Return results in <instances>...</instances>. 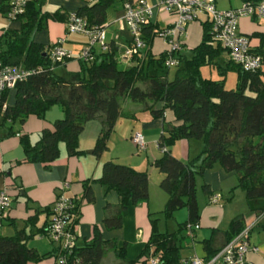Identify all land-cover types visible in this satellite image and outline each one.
Instances as JSON below:
<instances>
[{"label": "trees", "instance_id": "1", "mask_svg": "<svg viewBox=\"0 0 264 264\" xmlns=\"http://www.w3.org/2000/svg\"><path fill=\"white\" fill-rule=\"evenodd\" d=\"M83 1L85 3L74 12L83 17L88 25H104L109 7L115 4V0ZM120 1L123 4L127 0ZM43 5L44 0H30L25 11L11 19L18 20L20 27L7 28L0 33L3 61L35 70L13 88L0 91V128L5 126L8 134L14 135V122L22 124L31 114L42 118L51 106L58 105L63 116L56 119L51 128L39 131L34 142L27 134L19 137L24 161L48 167L59 157L60 143L64 144L68 155L89 153L98 157L107 148L114 125L123 115L122 102L127 99L139 102L152 116L163 118V131L157 140L161 154L151 162L162 173L159 185L167 193L161 212L166 219H170L177 209L185 207L187 210V218L173 232H160L157 219L148 213L150 236L135 260L126 259L125 245L117 248L114 240L104 239L97 225L94 226L92 238L82 246L75 244V234L70 264H74V260L78 261L77 264H103L102 259L108 251H113L119 258L117 264L137 261L148 264L152 257L159 260L158 264H187L189 258H182L180 250L184 238L189 235L187 225L198 224L200 217L196 175L203 174L215 164L227 172H234L237 186L245 192L249 209L260 216L257 222L260 221L264 216V205L259 202V199L264 200V81L261 70L264 62L254 71L243 70L230 59L221 65L217 58L226 50L212 35L211 22L205 18L200 19L201 38L191 48V55L183 53L182 43L179 49L171 52L177 63L173 77L169 78L167 73L170 66L165 64L167 51L157 56L151 52L152 41L163 28L150 20L142 28L145 46L129 58L131 65L118 67L116 53L119 46L111 42L105 51L94 47L92 59L76 57L77 69L62 76L54 69L70 58L51 63L48 58L49 45L36 42L33 35L44 29L50 20L66 24L70 13H63L60 9L44 10ZM8 8L9 0H0V12L6 14ZM246 36L249 39L252 36L259 38V44L251 46L252 51L264 56V33ZM127 45H130V39ZM207 64L216 66L222 78L204 77L201 67ZM228 69L235 70L237 75L234 88L225 87L224 75ZM159 70L166 73H158ZM10 93L13 99L8 101ZM166 111L172 112L175 124L165 121ZM90 120H99L100 129L93 147L83 150L79 148V138ZM180 139L201 140V152L186 160L174 156L170 147ZM94 180H98L107 190H115L120 199L112 213H108L103 220L107 229L122 226L129 204L148 201V171L145 169L107 160L102 164L99 177ZM88 182L89 179L84 183V195L92 200ZM202 189L204 193H209L206 182ZM73 200L74 226L78 222L79 204L75 198ZM51 209H47V236ZM37 217V213L29 217L26 224L32 226ZM244 227V216L239 214L221 232L222 241L219 244H216V236L212 232L202 240L206 255L201 259H211ZM30 237L25 229H16L12 235L0 234V264L39 262L47 256H53L55 260L58 249L49 237L54 244L53 250L43 254L28 245Z\"/></svg>", "mask_w": 264, "mask_h": 264}, {"label": "crops", "instance_id": "2", "mask_svg": "<svg viewBox=\"0 0 264 264\" xmlns=\"http://www.w3.org/2000/svg\"><path fill=\"white\" fill-rule=\"evenodd\" d=\"M145 1L152 7L153 14L150 19L152 22L157 23L160 28L171 24L174 17L163 10L159 5V0ZM241 2L239 0V4L233 3L222 9L239 6ZM84 3L83 0H44L43 9L48 11L60 9L63 13H71ZM122 14L123 4L122 1L118 0L110 12L111 19L107 16V21L104 24L108 45L113 42L121 50L129 41V33L121 21ZM5 15L3 14V16ZM200 19H205V17L201 16ZM262 20L243 17L238 22V31L244 35H251L256 32L264 33V24L260 23ZM197 21H199L198 25ZM200 21L195 20L187 24L186 32L181 37L183 47L187 42H190L189 39L194 37L196 31L199 32V38H201ZM0 22V33L7 28L18 29L20 27L18 20L9 19L8 23H5L0 17ZM81 36L68 34L65 22L50 20L44 29L33 35V39L45 46H50L59 38L64 37L65 41L62 45L74 52L78 44L80 51L86 41V38ZM156 38L154 37L152 41L151 52L157 54L153 50V45L157 43L161 47L159 52L166 51V42L161 37ZM199 40L196 43L193 41V47L199 43ZM66 42L70 43L66 44ZM258 44L259 38L252 36L250 45L256 47ZM120 57L124 59L122 54ZM72 58L60 65H67L69 71L77 69V61ZM226 59H229L227 53ZM261 70L262 79H264V64ZM126 105H132L129 104L128 99L122 102L123 115L117 119L114 125L107 148L98 157L89 153L78 156L68 155L65 146H63L60 147L59 157L48 167L41 163L24 161V152L19 141L20 135L27 134L30 141L34 142L39 131L43 128H51L53 122L63 116L60 107L51 106L42 118L31 115L26 117L19 129L14 128L16 131L14 135H9L8 130L0 131V189L6 190L11 200L10 207L5 211L0 222L1 235H12L16 229H25L31 235L28 239L29 246L34 247L38 253L51 252L54 244L51 243L46 234L49 221L47 209H51L56 196L63 194L75 198L79 204L78 222L74 225L75 244L77 246L84 245L92 238L94 226L97 225L100 227L104 239L114 240L117 248L125 245L126 259L135 260L140 255L150 236L149 218L153 217L152 213L161 212L167 200V193L159 185L162 173L151 164L161 154L160 149L158 152L154 150V146H157V140L163 131V118L152 116L149 111L142 108V105L127 110L125 109ZM93 121H96L97 124H93ZM165 121L170 124L176 123L171 111L165 112ZM88 129L90 132L87 134ZM99 129V120L88 121L80 134L79 148L83 150L92 148ZM136 132H140L144 137L145 154L134 153L136 146L131 137ZM201 150L202 141L199 139H180L170 147V152L174 156L184 160L195 157ZM107 160H114L131 165L136 169L148 171V201L129 204L122 220V226L117 229H107L103 220L118 205L119 196L115 190H107L98 180H94L99 177L102 164ZM203 175L205 182L209 185V193L203 192L204 197H200L198 200L200 212L198 228L193 230L192 236L188 235L184 238L182 243L180 254L182 258L186 259L194 256L204 258L206 252L202 240L208 238L213 232L216 236V244H219L222 241L221 232L227 229L234 216L243 214L245 226L253 223L258 217L255 211L249 209L245 196L241 198L242 194L239 190H235L234 193L237 194L239 200L244 199L243 202H246L248 209L239 201L236 206L230 202L222 201L223 197L230 200V197H227V188L231 189L237 185L234 172H227L219 164H215L206 169ZM87 179H89L88 184L93 195L92 200L84 195V183ZM66 182L68 186L63 185ZM215 194L220 196L219 201L211 203L210 196ZM36 213L38 217L35 223L28 226L26 220ZM148 213H151L150 217ZM263 225L264 216L252 226L249 243L256 250L250 249L246 253V264H264ZM107 255H112L114 258L111 264H117L120 261L113 251H108L104 257ZM27 264H55V260L53 256H47L39 262H28ZM132 264L144 263L137 261Z\"/></svg>", "mask_w": 264, "mask_h": 264}, {"label": "built area", "instance_id": "3", "mask_svg": "<svg viewBox=\"0 0 264 264\" xmlns=\"http://www.w3.org/2000/svg\"><path fill=\"white\" fill-rule=\"evenodd\" d=\"M30 0H9V8L6 15L9 19H15L25 11ZM159 5L174 17V20L159 33L166 44L168 56L165 60L167 66L176 65V59L171 52L181 47V37L186 32L189 22L200 20L201 16L211 22V33L221 46L226 50L229 59L239 65L243 70L254 71L261 67L264 56L252 51L250 39L238 31V22L241 17L254 19L264 18V0H245L239 6L218 9L216 0H159ZM152 7L145 0H127L123 3L121 21L129 33L130 45L123 48V57L129 59L133 54L144 48L145 41L142 38V28L152 17ZM66 32L78 33L86 37L78 57L92 59L94 47L101 51L108 49L105 25H88L87 21L75 12L69 14L66 22ZM64 37L53 42L48 49V58L51 63L63 62L72 57V52L62 44ZM35 70H27L20 66L6 64L1 58L0 49V91L11 89L18 81L25 79ZM138 150H144L146 143L143 135L136 132L131 137ZM68 186V183H64ZM219 195L210 196L211 203L219 201ZM10 197L6 190L0 189V222L5 211L10 207ZM74 200L72 197L60 194L56 196L52 209L48 228V237L57 247L56 264H70L72 246L75 239L73 226ZM260 216L250 225H246L238 234L227 242L211 259L204 261L194 256L187 260V264H246V253L256 250L251 247L248 239L252 226ZM192 228H198V224L187 225V232L192 236ZM77 260L73 263L77 264ZM155 257L149 258L148 264H158Z\"/></svg>", "mask_w": 264, "mask_h": 264}, {"label": "rangeland", "instance_id": "4", "mask_svg": "<svg viewBox=\"0 0 264 264\" xmlns=\"http://www.w3.org/2000/svg\"><path fill=\"white\" fill-rule=\"evenodd\" d=\"M117 1L118 0H115V3ZM233 3L239 4V0H217V6H218V8H221V9L222 8H227V7H229V5H232ZM113 8H114V5H112V6L109 7V11H108V15L107 16L110 15V12H112ZM0 17L2 18V20L5 23H8L9 18L6 15L3 16V13L0 12ZM108 18L111 19V16H109ZM241 18H243V17H241ZM260 23L261 24H264V18H263L262 22H260ZM198 24H199V21H197V25ZM238 29H239V25H238ZM69 34H74V35H77V36L82 35V34H78V33H69ZM82 36H84V35H82ZM156 37H157L156 39H159L160 38L159 36H156ZM199 37H200L199 36V32L196 31L195 34H194V37L192 39H189L190 42L189 43L187 42V44L184 47L183 53H185V55H187V56H190L191 55V48L193 47V41H195L194 43H196L200 39ZM68 43H70V42H66V44H68ZM160 49H161V47L158 46V43L153 45V50L157 53V54H155L156 56L160 53L159 52ZM167 49H168V45L166 44V50ZM122 53H123V50H121V48H119V50L116 53V58H117V61H118V67L119 68H125L128 65H131V63H132L131 60H129V59H125V58L123 59V58H121L120 56H121ZM78 54H79V44L76 47V49L74 50V52H72V57H73L72 59H76L75 56L78 55ZM217 61H219V63L221 65H224L225 64V62L227 61V59H226V53L224 51L217 58ZM54 70L59 75L67 76V74L69 72V67L67 65L66 66L58 65V66L55 67ZM175 70H176V66H170V68L168 69L167 76L169 78H172L173 75H174ZM157 72L158 73H161V74L162 73L163 74L166 73L165 71L161 72V70H159ZM201 74L204 77H209V78H212V79H221L222 78L221 75H220V73H219V70L217 69V67L214 66V65H210V64L203 65L201 67ZM224 79H225V87H227V88H234L235 87V84H236V80H237V75H236L235 70L228 69L226 71L225 75H224ZM263 81H264V79H263ZM12 99H13V94L10 93L9 96H8V101H11ZM129 104H132V105H126V107H125L126 110L127 109H132L134 107H137V106L141 105L139 102H134V101H131V100H129ZM53 106H55V108L56 107H59L58 105H53ZM31 116H34L36 118H40V117H38L35 114H31ZM93 124H97L96 121H93ZM12 125H13V129L14 128L15 129H19L21 124H20L19 121H16ZM29 126H30V123H29ZM6 130H7V127H5V126L3 128H0V131L1 132H5ZM89 132H90V129H88L87 134ZM202 145H203V143H202ZM63 146H64V144L63 143H60V147H63ZM154 150L158 152V148H157L156 145L154 146ZM134 153L145 154V149L144 150H138L136 148L134 150ZM203 174L196 175V197H197V200H199L200 197H204V193H203L204 191L202 189V185L205 183V177H204ZM235 177H236V175H235ZM235 190H239L241 192V194H242L241 198H243L245 196L244 190H242L239 186L236 185L234 188H231V189L230 188H227V190H226V193L228 194L227 197H230V200L227 199V198H225V197H223L222 201H224V202H226V201L227 202H230V203H232L235 206L238 205L237 202L239 201V203L241 202V205L244 204L245 205V208L248 209V207L246 205V202H243L244 199L239 200V197L237 196V194L235 195V193H234ZM259 200H260L259 202L263 203L261 205H264V200L263 199H259ZM162 209H163V207H162ZM152 215H153V218H156L157 219V225H158V229H159L160 232H165V231L172 232V231H176L177 228H178L179 223H181V222H183L185 220L186 215H187V210H186L185 207L177 209L174 212L173 217L170 218V219H166L165 216H164V214L162 212H155V213H152ZM113 260H114V258L112 257V255H107L106 257H104L102 259V262H103V264H109V263L111 264L112 263L111 261H113Z\"/></svg>", "mask_w": 264, "mask_h": 264}]
</instances>
